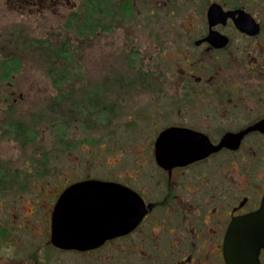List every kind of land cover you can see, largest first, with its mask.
I'll list each match as a JSON object with an SVG mask.
<instances>
[{"label": "flooded vegetation", "instance_id": "af4514ba", "mask_svg": "<svg viewBox=\"0 0 264 264\" xmlns=\"http://www.w3.org/2000/svg\"><path fill=\"white\" fill-rule=\"evenodd\" d=\"M48 1L53 7H76L72 0H0L1 63L4 44L11 43L1 21L16 20L10 6L21 2L25 7H42ZM214 3L221 16L210 19L208 12ZM206 4L200 25L180 28L190 35L165 65L162 90L167 100L146 111L147 125L154 126L143 129L133 124L131 138L120 133L114 144L124 157L110 161L106 172L61 176L44 195L19 197L17 203L9 204L15 209L8 212H23L9 213L6 220L0 217V264H228L224 250L228 227L236 216L260 209L264 198V0H207ZM107 13L91 9L95 18ZM171 128L201 132L214 144L226 134H244L237 147L223 146L195 159L180 153L176 147L182 146L177 143L181 138L173 135L167 144L170 151L162 156L171 158L160 159L157 139ZM135 139L131 150L128 142ZM129 161L134 162V171L125 170ZM116 165L122 167V174L114 172ZM93 179L138 194L143 202L142 218L127 233L96 239L94 247L58 246L52 234L62 192L73 183ZM85 202L67 203L65 208L94 207L93 202L90 206ZM0 207L3 212V200ZM86 210V224L92 231L102 224L114 226L107 222L115 213ZM79 214L80 219L84 217ZM259 259L264 264V248Z\"/></svg>", "mask_w": 264, "mask_h": 264}, {"label": "rangeland", "instance_id": "374dc122", "mask_svg": "<svg viewBox=\"0 0 264 264\" xmlns=\"http://www.w3.org/2000/svg\"><path fill=\"white\" fill-rule=\"evenodd\" d=\"M73 2L74 9L17 2L10 6L15 22L1 21L11 42L0 62L3 220L23 212L7 211L19 197L44 195L61 176L103 173L123 159L114 144L119 134L134 137L133 124L154 126L146 111L167 100L165 65L190 35L180 28L200 25L207 8V0H93L87 9L89 0ZM96 3L105 16L81 13ZM89 21L94 31L82 30ZM133 163L125 170L134 171Z\"/></svg>", "mask_w": 264, "mask_h": 264}, {"label": "water", "instance_id": "95a60500", "mask_svg": "<svg viewBox=\"0 0 264 264\" xmlns=\"http://www.w3.org/2000/svg\"><path fill=\"white\" fill-rule=\"evenodd\" d=\"M208 14L210 19L221 16L217 3L210 7ZM187 130L189 131L187 132ZM177 134L181 138L180 142L177 143L182 144V146L176 148L188 159H195L206 156L211 151L219 150L223 146L237 147L241 143L240 140L244 132L226 134L221 138L219 144H214L201 132L190 129H182V131L176 132L172 128L166 129L159 134L156 142L160 159L171 158L162 156H164L163 152L170 151L167 144L170 143L172 136ZM165 156H169L168 153ZM106 197L108 200L102 202ZM81 201H86L87 206L93 202L94 207L80 206L81 209H78L77 206L66 210L67 203L73 204V202ZM57 204L53 221V241L58 246L69 248L86 249L94 247L96 239L103 241L107 235L116 236L127 233L138 225V221L144 214L143 202L134 191L128 187L119 188L110 182L94 179L73 183L62 192ZM261 205L260 209L253 213L236 216L228 227L224 244L228 264H260L259 253L264 248V198ZM86 209H98L101 214L105 210L115 213L110 222H107L114 224V226L105 228L102 224L98 230L92 231L86 224L89 215ZM79 211L84 215L81 219Z\"/></svg>", "mask_w": 264, "mask_h": 264}, {"label": "trees", "instance_id": "16d2710c", "mask_svg": "<svg viewBox=\"0 0 264 264\" xmlns=\"http://www.w3.org/2000/svg\"><path fill=\"white\" fill-rule=\"evenodd\" d=\"M93 0H89V2H88V4L85 6V8L87 9V7H88V5L92 2ZM103 1L104 0H99V2L101 3H103ZM96 5V8L95 9H97L99 12H103V8H102V4H98V3H96L95 4ZM93 10V9H92ZM86 12H89L88 14H89V16H91V9H88ZM74 16V15H73ZM89 16L87 17V18H89ZM76 18V17H75ZM79 20V19H78ZM90 20V19H89ZM95 22V21H94ZM94 22H91V21H89V24H86V25H84L83 27H82V30L84 29V28H86V26L88 25V26H90L91 28H92V23H94ZM80 23V22H79ZM82 23V22H81Z\"/></svg>", "mask_w": 264, "mask_h": 264}]
</instances>
